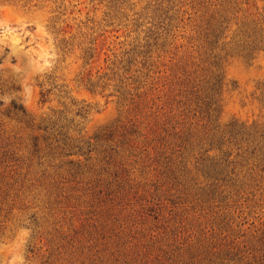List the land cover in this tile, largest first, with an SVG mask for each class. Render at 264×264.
<instances>
[{
  "label": "rangeland",
  "instance_id": "374dc122",
  "mask_svg": "<svg viewBox=\"0 0 264 264\" xmlns=\"http://www.w3.org/2000/svg\"><path fill=\"white\" fill-rule=\"evenodd\" d=\"M0 264H264V0H0Z\"/></svg>",
  "mask_w": 264,
  "mask_h": 264
},
{
  "label": "clouds",
  "instance_id": "9594fccd",
  "mask_svg": "<svg viewBox=\"0 0 264 264\" xmlns=\"http://www.w3.org/2000/svg\"><path fill=\"white\" fill-rule=\"evenodd\" d=\"M45 67L47 66L46 64L44 65ZM25 235H26V233H25ZM18 259V258H17Z\"/></svg>",
  "mask_w": 264,
  "mask_h": 264
}]
</instances>
